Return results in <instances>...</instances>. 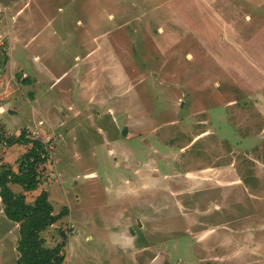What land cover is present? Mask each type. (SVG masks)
<instances>
[{
  "label": "rangeland",
  "instance_id": "1",
  "mask_svg": "<svg viewBox=\"0 0 264 264\" xmlns=\"http://www.w3.org/2000/svg\"><path fill=\"white\" fill-rule=\"evenodd\" d=\"M23 129L53 148L37 190L11 188L69 209L43 234L72 230L64 264H216L236 230L262 245L264 0H0V171ZM19 226L0 195V264Z\"/></svg>",
  "mask_w": 264,
  "mask_h": 264
},
{
  "label": "trees",
  "instance_id": "2",
  "mask_svg": "<svg viewBox=\"0 0 264 264\" xmlns=\"http://www.w3.org/2000/svg\"><path fill=\"white\" fill-rule=\"evenodd\" d=\"M18 77L21 76L18 74ZM29 80H21L26 83ZM34 95L31 93V98ZM126 135V131L124 133ZM6 144L31 145L30 149L23 154L18 171L12 167L0 171V195L4 204V212L8 219L20 223L21 238L17 245L20 253L15 264H64L66 261L65 247L71 231L60 229L64 239L54 247L46 246L45 234L48 229L67 216L69 209L65 207L61 213L56 214L47 191L37 197L35 202L28 203L24 193H15L11 184L20 185L24 192H32L39 188L43 176L40 167L49 161V151L52 141L32 138L26 129L19 136L6 138ZM52 140V138L50 139ZM2 142L0 136V143ZM50 148V149H48Z\"/></svg>",
  "mask_w": 264,
  "mask_h": 264
},
{
  "label": "crops",
  "instance_id": "3",
  "mask_svg": "<svg viewBox=\"0 0 264 264\" xmlns=\"http://www.w3.org/2000/svg\"><path fill=\"white\" fill-rule=\"evenodd\" d=\"M193 5V4H190ZM128 183V182H127ZM143 183V182H141ZM235 232H239L236 234ZM234 233L237 235L233 237V240L227 239L228 243L222 245L221 250L225 252L223 256H218L216 264H264V240L263 244L259 245L256 243V239L252 238L253 242L248 245H239L240 242L237 240L238 235L245 234L242 230H236ZM246 236V235H245ZM264 239V235H262ZM240 238V237H239ZM247 240V239H246ZM14 251L17 253V247H15ZM227 252H229L227 254ZM209 261H205L202 259V263H208Z\"/></svg>",
  "mask_w": 264,
  "mask_h": 264
},
{
  "label": "bare ground",
  "instance_id": "4",
  "mask_svg": "<svg viewBox=\"0 0 264 264\" xmlns=\"http://www.w3.org/2000/svg\"><path fill=\"white\" fill-rule=\"evenodd\" d=\"M20 254V253H19ZM16 262V261H15Z\"/></svg>",
  "mask_w": 264,
  "mask_h": 264
}]
</instances>
